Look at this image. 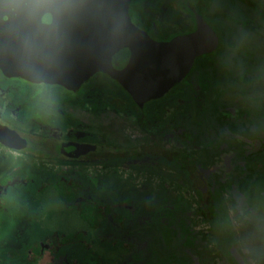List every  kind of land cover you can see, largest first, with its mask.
Segmentation results:
<instances>
[{
  "label": "rangeland",
  "instance_id": "rangeland-1",
  "mask_svg": "<svg viewBox=\"0 0 264 264\" xmlns=\"http://www.w3.org/2000/svg\"><path fill=\"white\" fill-rule=\"evenodd\" d=\"M174 1L179 6H182L180 1L185 6L188 3L197 6L198 3L202 8V13H207L204 10L205 5L201 4L202 0ZM263 2L264 0L257 1L261 6H263ZM162 3L163 0H134L131 9L135 7L138 9V18L141 17L152 22L158 18L163 21L164 26L157 24L155 27L156 30L163 28L165 33L164 38L156 36L155 40L158 42H168L175 36L192 32L195 28L193 26L194 17L186 7L173 11L171 4L166 3L164 18L162 19L159 9ZM234 3V0H213L210 11L225 15L226 19H223V22L231 27L233 24L230 22V18L236 16L235 10H246L240 4L235 6ZM248 21L249 18L246 19V22ZM208 23L213 27L210 20ZM222 29L226 31L224 28ZM249 29L237 30L236 37L229 39L225 44L226 48L218 54L219 57H216L215 66L210 71V77L213 80L201 84V87L206 93L204 98L208 96L209 100H215L223 110L228 109L235 114L241 113L243 118L256 124L257 127L254 126V128H258V135L253 140L255 141L253 145L247 144V151L256 154L253 157V162L248 160V166L250 169L259 172V168L254 169V167H257L260 161L264 163V153H262L264 152V32L260 33L261 37H255L253 32L256 31V24L254 22L250 24ZM228 37L231 35L227 34L226 39ZM220 63L224 64L225 68L230 67L231 69H224ZM204 75L206 74L196 67L194 68V78L198 80ZM187 86H191L188 79L172 90L164 99L157 101L158 104L162 106L169 99L168 103H173L187 96L192 97L194 90L186 91ZM224 86L227 88H223ZM53 87L34 86L22 80H5L0 75V89L5 92L15 90L18 98V100H9L4 94L7 100L0 99V115L9 114L13 103L23 104L24 108L17 112L18 114L14 118L15 126L24 133L30 129L38 133L43 126L41 124L34 125L36 124L35 121L29 117L28 121L27 113L24 115L22 113L29 111V116H31L30 113L34 108L32 103L35 100L27 99L36 97L42 91L47 90L40 97H46L49 100H42V102L40 100V102L45 105L44 109L48 120L56 118L54 125H49L50 128L61 129L63 135L72 131L89 133L94 137L97 145L103 146V151L106 150L105 154H113L116 149L121 148L155 146L158 149L163 148L167 152L191 155L208 174L202 173L205 177L202 179L204 183H201L200 186L204 188L206 185L212 184L223 197L222 209L224 208V211L231 218L225 212L219 216L221 220L229 219V221L226 220V224L227 228L229 226L231 230L229 229V232L223 235L225 240L228 242L229 239L233 238L238 241L235 242L234 246L237 250L239 249L238 252L240 251L245 256L247 264H264V219L258 213L255 214L256 211L264 214V199L259 196L264 191L256 194L257 199L262 203L261 207L254 205L249 207L250 198L247 195L238 194L235 189L236 182L241 183L245 180L233 178L231 175L232 169L228 163L231 162L230 156L232 157V154L229 151L223 149L220 152L210 151L207 154L200 147L184 148L179 143L176 145V142L170 138L164 136L156 138L144 134L131 117H125L122 115L124 112L121 113L120 110H116V106L111 104L114 102V100L110 101L111 94L114 93L116 97L122 98V93L104 77L97 79L90 91L81 88L77 94ZM226 90L227 93L222 95V92ZM119 101V105H127L130 102L129 100ZM29 103H31L29 110L25 109ZM127 107H131V111L134 109L132 103ZM148 109L151 110L153 116L159 114L154 102L140 110V114L146 115ZM173 112L174 109L170 107H165L163 110V113H168V116ZM42 113L39 109L38 118L43 119ZM203 115L205 116L204 123L207 122L206 127L214 132L209 126L211 123L207 121L209 117L207 112H204ZM198 117H201V113L198 114ZM149 122L151 124L153 120H149ZM236 125H240V123ZM150 128L151 126H149ZM49 133L57 138V133L60 135L62 132L51 131ZM206 140L200 143H205ZM33 141L35 140L33 139ZM36 149V145L31 144L27 152L32 153ZM238 150L243 151L241 146ZM20 160L17 159V161ZM36 160L35 158L30 160V163L29 161L26 163L30 167V170L28 166L25 167L30 173L29 175L39 174L43 178L57 176L62 177V179L65 178L68 189L70 188L69 178L79 179V183L85 186L84 190L88 188L92 192L90 201L94 197L109 202L114 207L113 212L114 214L117 213L116 216L120 224L117 228L109 224L101 225L95 229L88 228L81 211L76 206L69 208L70 206L66 205L62 197L63 189L57 188L55 183H50L39 196L41 200L38 203H45V208L43 207L42 211H38L35 208L37 204L31 202L29 194L20 189L13 192L11 196H7L5 203L6 205L7 203L11 204L10 201L12 200L13 204L16 200L18 205L30 200L27 207L28 211L25 208H19L13 212L14 207L12 205H7L6 208L2 206L5 209V214L0 213V264H48L49 262L54 264L52 259L54 253L42 255L43 249L39 248L37 243L39 241H44L47 246L55 240L60 241L64 245L63 248L66 251L69 250V256L74 258L75 252H80L81 246L85 245L81 243V246L75 247L71 244L75 238L74 235L80 231H87V239L92 247L90 252L93 257L97 258V261H89V264H143L141 258H146L148 251L135 254L138 251L136 249L143 244L140 243L141 241L149 244L148 247L152 255L155 256L154 261L157 264H184L182 261L185 264H229L231 262L237 264L230 249V260L223 259L212 228L208 220L202 215L203 209L197 198V191L192 183L174 167L154 159H138L137 162L125 160L116 165L112 161L106 167L101 163L89 166L68 163L57 167ZM262 176H254L252 180L246 179L249 185L252 183L254 193L264 187ZM34 184L38 185L35 181ZM26 188L34 191V186L28 183ZM1 204L4 205L3 202ZM115 204H117V208ZM131 208L135 212L131 211ZM155 208L169 209L166 211L158 209L155 223L151 224L150 222H153L151 218H145L150 222L146 221L142 224L140 217L151 216ZM114 214L111 212V215ZM163 219L167 222H164ZM138 220L141 225L138 224ZM140 231L143 235L139 238L138 232ZM108 234L110 236H106ZM56 235H59L60 239L55 238ZM49 237L50 239L46 240ZM125 241L131 242L133 246H127ZM134 242L136 243L134 244ZM54 251L57 254V251ZM83 258L81 253L78 259L79 264ZM61 263L75 264V260H71L69 257H58L57 264Z\"/></svg>",
  "mask_w": 264,
  "mask_h": 264
},
{
  "label": "water",
  "instance_id": "water-1",
  "mask_svg": "<svg viewBox=\"0 0 264 264\" xmlns=\"http://www.w3.org/2000/svg\"><path fill=\"white\" fill-rule=\"evenodd\" d=\"M132 0H0V71L8 79L77 92L97 74L115 81L133 102L164 98L191 73L198 58L212 54L219 38L196 12L195 32L158 42L131 19ZM51 24H44V15ZM129 52L126 66L114 57ZM3 145L27 143L0 124ZM96 149V147H93ZM237 263L246 264L236 248Z\"/></svg>",
  "mask_w": 264,
  "mask_h": 264
},
{
  "label": "trees",
  "instance_id": "trees-1",
  "mask_svg": "<svg viewBox=\"0 0 264 264\" xmlns=\"http://www.w3.org/2000/svg\"><path fill=\"white\" fill-rule=\"evenodd\" d=\"M202 1H201V4L205 5L204 10H206L207 12L206 14L202 13V8L200 7V4L197 3V6L196 5L194 6H196L198 12L203 17L205 16L204 18L207 19V21L210 20L212 22L213 24L212 29L214 30V32L219 38V47L212 54L205 55V56L198 58L195 62V65L191 73L186 78L191 84V86H187L188 88H186V91H188L189 89L191 90L193 89L194 90L193 95L192 97L187 96L180 100H186L188 104L186 103V104L181 105L180 103H178V105L175 106L176 108L175 116H173V118H171L170 120L166 119L167 115L163 113L161 109L159 110L160 115L156 114L155 116L156 118L153 117V115H151V110L149 111L148 109V112L146 114L148 119L144 122L143 126H145V128H147V130L153 134H160L163 136L171 135L172 137L174 136V139L177 142H179V144L185 146L186 148L187 147L195 148V147H200V146H210V148H217L221 144L223 145L230 144L231 146H236L234 148L235 149L234 151L237 153L238 158L240 157V161L242 163L239 164V166H236L233 168L231 175H233V178H236V179L238 178L239 180L244 179L245 181L241 183L236 182L235 189L238 191L239 194L247 195L248 198H250L249 207L250 205L261 207L262 203L260 200L257 199L256 194H260L261 191L263 192L264 187L260 188L259 191L254 193V189L252 188V183H250L249 185V182H247L246 179L252 180L254 176H259V175L261 176L263 175L262 178H264V163L260 161L258 163L259 165H257V167H254V169L259 168V172H256L255 170L250 169V167L248 166L249 164L248 160L253 162V157L255 155H253V152H251L249 154V157H245L246 152L244 150L243 151L238 150L239 146H237L240 143L239 141L240 139L237 138V136L245 137L246 139L251 140L252 142L253 140L256 139L255 137H257L258 135L257 134L258 128H254L256 124L252 122L251 120L248 121V119L243 118L242 115L234 114L228 109L223 110L215 100H209L208 96L204 98V95L206 93L203 91L201 84L213 80L210 77V74H211L210 71L215 66V63L217 60L216 57H219L218 54L221 53V50L226 48L225 44L229 41V39L231 40L234 37H236L235 33L237 32V30L239 31L250 30L249 26L252 22H254L256 24V31H254L253 34L255 37H258V36L261 37L260 33H262V31L264 32V8L263 6L257 3V1L259 0L257 1L256 0L255 1L254 0H234L235 6L240 4L241 7H243L246 10L245 11L235 10L234 13L236 14V16L234 18L233 17L230 18V22L233 25L229 27L223 22V19H226L225 15L210 14V8L213 3V0H202ZM132 5H133V2L130 7V16H131L132 21L135 22L141 28H143L144 31H146L152 38L156 39V36H158L159 38H164L165 33H164L163 28H158L157 30L155 29L157 24L163 25V21L161 19L159 20L158 18L155 19L153 22L148 21L147 19H144L141 17L138 18L139 11L135 6H134L135 8L131 9ZM262 5H264V2ZM134 16H135V19H134ZM247 18H249V21H252V22L248 21L250 23L249 25H248V22H246ZM217 21H219V23ZM221 27L224 28L226 31H224ZM227 34L231 35V37H228L226 39ZM125 54L126 55H124L123 59H119L120 62L127 60L128 58L127 53ZM220 65L224 67V64L220 63ZM195 67L206 75H204L201 79H198V80L194 78V68ZM229 68L224 67V69H229ZM95 79L96 78L93 77L90 80H88L82 86V89L84 88L86 91L87 90L90 91L91 87L96 84L97 80ZM182 83L177 84L172 90H174L176 87H178ZM223 88H227V87L224 86ZM228 88L230 90V87ZM182 89L184 91V88ZM234 90L237 91L236 89ZM225 93H227V90L225 92H222V95H224ZM203 99H207V100H203ZM112 100H114V102H112L111 104L113 106H116L117 108L119 107L118 110H120L121 112H126L127 110L131 111L130 110L131 107H127V105H130L132 103L133 108H134L132 109L134 112L137 113L138 107L136 106V104L133 102L132 99L129 100L130 102L127 105L125 104L119 105L118 102L120 101L116 99V95L111 94L110 101ZM32 105L34 106V108L32 109L30 113L31 116H29V111H28L27 118L29 117V118L36 119L35 121L38 124H41L42 126L51 125V124L54 125V123L47 122L44 119V116H43V119L38 118L37 114H38L39 109L41 110V112L43 113L45 112L44 107H42L40 104V100H35V102H33ZM156 111H158L157 108H156ZM204 112H207V115L209 116L207 121L208 123H211V125L209 124L208 125L211 126V129H213L214 132H211L210 128L206 127L207 122L204 123V117H205L203 115ZM199 113H201V117H198ZM42 115L43 114H41V116ZM209 119H211V121H209ZM149 120H153V123L150 124ZM158 120H160V122L157 124ZM237 123H240V125H236ZM149 126H151L150 129H149ZM205 139H207L205 143H200L201 141ZM45 141L39 142V149L41 147V150H40L41 154L42 152L49 150L50 148V146H47ZM116 152L117 153H113V155H115L114 157L116 158L115 160L117 159L120 160L121 158H123L122 156L129 157L128 155H131L132 152L135 153L139 157H146V159L148 157L156 158L158 159L160 163H164L167 166L174 167L176 170H178L181 173L183 177H185L186 179L188 178L187 180H189V182L192 183V185L194 186V189L197 191V198L203 209L202 215L205 219L208 220L212 228L213 235L215 236V238L217 239L219 243L218 247L222 254L223 259L231 258L229 249L231 248V246L235 244V240L232 238V239H229V241L227 242L225 238L223 237V235H226L229 232L230 228L229 226L227 228V224H226V220L229 221V219H226V220L219 219V216L221 215V213L225 212L224 208L222 209L223 197L220 191L217 188H215L212 184L206 185V187L204 188L200 186L202 185L201 183H204V181L202 180L203 178L200 179V181H198L195 175H196V171L202 168L201 164L197 163V161L193 159L191 155L184 154V153H178V152L170 153V152H166L164 150L157 149L154 147L152 148L142 147V148L136 149L135 151L128 150V149H117ZM107 156L110 158L112 154H107ZM130 157H133V156H130ZM19 173L21 174V175L18 174L19 179L21 180V182L19 183H23L21 184L23 189L27 183L29 184L34 181L40 187L47 188L50 183L51 184L55 183L54 185H56L57 188H59L60 190L63 189L62 191L64 193L62 194V197L65 200L66 205L70 206L69 208H71V206H76L77 209L81 211L82 217L87 223L88 228L95 229L104 224L105 225L109 224L112 227L117 228L118 224H120V222L118 221V217L116 216L117 213L114 214L113 212L115 210L114 207L109 202H105L104 200L97 199L94 197H93V200L90 201L92 192L88 188L84 190L85 186L79 183L80 182L79 179L74 180V179L69 178L70 188L68 189L67 188L68 184H66L65 178L62 179V177L57 176L54 178H49V177L43 178L39 174L37 175L34 174V176H31L29 175L28 171L24 167L20 168ZM25 191L26 193L28 192L27 189ZM259 196H261V199L262 198L264 199V193L260 194ZM1 203L2 202H0V213H3L5 211L3 207L6 208V206L2 205ZM10 203L11 204L8 206H11V205L13 206L15 205V203H17V201L15 200L12 204V200H11ZM27 203H23V204L26 205ZM219 205L221 206L220 208L218 207ZM115 207L117 208V204H115ZM158 209L166 211L169 208H166V209L165 208L163 209L155 208L151 216H148V217L141 216L140 220L142 224L143 222H146V221L150 222L149 220H145V218H151L153 222H150V223L151 224L155 223L157 219ZM130 210L132 211V208ZM111 212L114 215H111ZM225 214L227 213L225 212ZM227 216L229 217V214H227ZM163 221L167 222L165 219H163ZM138 224L141 225L139 220H138ZM141 232L142 231L138 232V234L140 235L139 238L143 235ZM115 235H116V232H115ZM106 236H110V234ZM56 237L60 238L59 235H56L55 238ZM74 237L75 238H73V241L71 242V244H73L75 247L81 246V243L85 244L83 247L81 246L80 252L79 251L75 252L74 258L69 256V251L64 250L63 247L62 248L56 247L54 243H49V246H50L49 248L55 247L54 250L58 252L57 255L59 257H62L64 255L66 257H69L71 260L74 259L75 264H79L78 259L80 258L81 253L83 254V257H84L82 259L81 264H85V263L89 264V261H94V262L97 261V258L93 257V255L90 252L92 247L90 245V242L87 239V231H80L79 233L74 235ZM49 239L50 237L46 238V240H49ZM103 241H106V240L103 239ZM140 243H143V244L141 247L136 249L138 251H136L135 254H138L141 252L145 253V251H148V256L146 258L145 257L141 258V261L143 260V264H153V263L157 264V262L154 261L155 256L152 255L148 247L149 244L148 243L145 244L144 241H141ZM125 244L127 246H130V245L133 246L131 242H127V241H125ZM39 248L43 249L41 245H39ZM27 254H28V251H27ZM174 257L177 258L176 255ZM182 262L185 264L184 261Z\"/></svg>",
  "mask_w": 264,
  "mask_h": 264
},
{
  "label": "flooded vegetation",
  "instance_id": "flooded-vegetation-1",
  "mask_svg": "<svg viewBox=\"0 0 264 264\" xmlns=\"http://www.w3.org/2000/svg\"><path fill=\"white\" fill-rule=\"evenodd\" d=\"M132 2H134V0H132ZM166 3H170L171 4V7L173 8V11H178L179 8H185L186 7L190 11V13H192V16L194 17V19H193L194 20L193 26H195V28L190 33H193V32L196 31V29H197V21H196V18H195L196 12H194V9L197 11V13H199V12H198L196 6H194V4L188 3L187 6H185L182 2H180V4L182 6H179V4H176V2L174 0H163V3L160 4V7H159L160 12H161L162 19L164 18L163 17V13L165 11L164 6H165ZM263 8H264V5H263ZM185 11H186V9H185ZM210 14H218V13H215V12L210 11ZM205 21L207 22V19H205ZM42 22L44 24H48V25L51 24V22H52L51 16L50 15H47V14L44 15L43 18H42ZM217 22L219 23V21H217ZM190 33H188V34H190ZM175 37H178V36H175ZM125 53H127V56H128L127 60L126 61H123V62H120L119 59H123L124 55H126ZM128 60H129V52L127 50L121 51L120 53H118L114 57V60H113L114 67L116 69H118V70H121V69H123L126 66ZM0 75L5 80H10V81H12V80H21V79H8V78H6L1 73V71H0ZM102 77H104L109 82H111L112 84H114V87L116 89H118V91H121L122 98L116 97V99H118V100H131V98L123 91V89L115 81L111 80L108 76H106L104 74H101V75L100 74H97L95 76V78H96L95 80L100 79ZM25 83L30 84L28 82H25ZM30 85L37 86L35 84H30ZM38 86H47L49 88H54L53 86H48V85H38ZM55 87H58V86H55ZM58 88H60L62 91L63 90L64 91H67V90H65V89H63L61 87H58ZM16 92L17 91H15V90H12L11 92H5L4 90H1L0 89V99L1 100H3V99L4 100H7V98H9V100H18L17 95H16ZM46 92H47V90L46 91H42L41 93L38 94L37 97H33V98L30 97L27 100H41V102H42V100H49V98L40 97L41 94H45ZM78 92L79 91H77L76 93L75 92H71V93L72 94H77ZM4 94L7 95V98L5 97ZM112 94L115 95L114 93H112ZM164 98H162V99H164ZM162 99H160V100H162ZM160 100H155V101H151L149 103H146L143 108H140L139 106L136 105L138 107L137 113L134 112V111L127 110L122 115H124L127 118H130L131 117V119H133L134 122L137 123V126H138L139 130L141 132H143L144 134H146L148 136H151V137H156V138L162 137L163 135L153 134V133H150V132H148L146 130L145 126H143V125H144V122L148 119V117L146 115L140 114V110L145 109V107L147 105H150V104H152V102H154L155 103V106H156V108H157V110L159 112L158 115H160V111H159L160 109L163 112V110H164L165 107H170V108H173L174 109V112L170 116H168V113L166 114L167 115L166 116V119L167 120H170L171 118H173V116H175V113H176L175 106H177L178 103H180L182 105V104H186V103L188 104V102L186 100H178L177 102L168 103L169 100H170L169 99L166 103H163L162 106H161L157 102V101H160ZM41 102H40L41 106L44 107L45 105L42 104ZM30 104L31 103L27 104L28 106H26L25 109H28L29 110ZM12 105L14 106V109H12L13 106H11L10 111H9V114L10 115L9 114H3V116L0 115V124L3 125L4 127H8L9 129L16 131L21 136V138L27 143V146L24 149L15 150V149H12V148H9V147L3 145V143L0 142V202H3L4 206H6V207H7V205H10V204L7 203V205H6L5 198L7 199V196H11L13 192H16V191H18L20 189H23V187L21 186V184H23V183H19V182H21V180L19 179V176H18V173H19L20 168L21 167H24L25 168V167L28 166V169L30 170L29 165L26 164V163H28V161L30 163V160H34L35 158L37 159L36 161H42V162H45L48 165L49 164H52V165L57 166V167L58 166H62L64 164H68V163L78 164L79 166L80 165L81 166H89V165H93L95 163H101V164L104 165V167H106L112 161H113L112 163L116 165V164H118V162H124L125 160L126 161H132V162L135 161V162H137L138 159L139 160L140 159H143V158L146 159V157H139V156H137L133 152H132L131 155H128L129 157L122 156L123 158H121L120 160H118V159L115 160L116 159L114 157L115 155L112 154V156L110 157L111 159H110L107 156V153L105 154V151L106 150L103 151V146L97 145L95 143V141H94V137L91 134L86 133V132H81V131H75V132H73L72 131V132H66L63 135V131H61V129H59L60 130L59 131L58 129L50 128L49 125H44L45 127L43 126V128H45V129L42 128L40 131H38V133L33 132V129H30L28 131H25V133H24V132H22V130L21 131L18 130L17 127L15 126L14 122H13L14 121V118L18 114L17 112H19L21 109H23L24 108V105L23 104H15V103H13ZM115 109L118 110V108H116V107H115ZM26 113L28 114V111L23 112L22 115H24ZM121 113H123V112H121ZM42 114H43L42 116L45 117L46 121H48V122L52 121L53 123L56 121V118H53V119L48 120L49 118L47 117V113L46 112H44ZM153 117H155V116H153ZM32 120L35 121L36 119L32 118ZM28 121H29V119H28ZM159 122H160V120H158L157 124ZM35 123L36 124H34V125H37L38 124L36 121H35ZM32 124H33V122H32ZM51 131L62 132V133L60 135H58L59 133H57V138H55L54 135H52V134L49 133ZM147 133H150L152 135H149ZM0 134L2 135V132ZM2 136H4V138L8 139V137H6L7 134L2 135ZM164 137L172 139L174 142H176V145H178V143H179V142H177L174 139V136L172 137L171 135H169V136L168 135H164ZM237 138L240 139L239 140L240 143L237 142V143H239V145H237V146H241L242 147V150H244L246 152L245 157H249V154L250 153H249V151H247V144L253 145L255 142H253V141L251 142V140H248L245 137H240V136L238 137L237 136ZM33 139L35 141L32 142ZM42 141H45L46 144H47V146H50V148H49V150H46V151L42 152V154H41L40 153L41 147L39 149V142H42ZM31 144H35L36 145V148H37L32 153L27 152V150H28L29 146H31ZM94 146L96 147V149L93 148ZM143 147H150V148L154 147V148H156L155 146H143ZM182 147L186 148L183 145H182ZM235 147L236 146H231L230 144H224V145L221 144L220 146H218V148H210V146H200V149L203 150L204 152H206L207 154H209L210 151L211 152H220L223 149L229 151V153L232 154V157L230 156L231 162H229L228 165L233 170L234 167L239 166V164L242 163L240 161V157L238 158L237 153L234 151L235 150L234 149ZM187 148H189V147H187ZM121 149H128V150L135 151L136 149H139V147L138 148H121ZM161 150H163V148ZM117 152L115 151L114 153H117ZM170 153H173V152H170ZM253 155H256L255 152L253 153ZM130 156H133V157H130ZM17 159H21V160L20 161H17ZM149 159H154L155 161L159 162L158 159L151 158V157H148L146 160H149ZM110 160H112V161H110ZM114 161H115V163H114ZM202 173L208 175L205 172V170H203L202 168H200V170H197L196 171V175H195L196 176V179L198 181H200V179H202V178L205 177ZM14 174H15V176H13ZM29 185L34 186V191H32V189L31 190L30 189H27L26 186H24V189L23 190H26L27 189V191H28L27 194H29V198L31 199V202L37 204V206L35 208L38 211H42L43 210L42 208L43 207L45 208V203H38V202L41 200V199H39V196L44 191V187H40L39 185H35L34 182L29 183ZM237 193H238V191H237ZM28 202H30V200ZM28 206H29L28 203L26 205H24L23 203H19V207L17 205L16 208H25L28 211V208H27ZM132 211L134 212V210H132ZM3 213L5 214V211ZM257 213H258L259 216H261V218L264 219V216H263L264 214L263 213H261V212L259 213V212L256 211L255 214H257ZM16 221H19V220H16ZM235 242H238V241L235 240ZM37 243H38V245H41L43 247V250H42L43 253H42V255H45L44 253H50V252H53L54 253V257L52 259L54 261V264H57L58 257L59 256L57 257V254L54 251V248L55 247L49 248L50 246H47L46 243H44L43 241H39ZM53 243L58 248H62L64 246L60 241H54ZM135 243L136 242H134V244ZM234 245L231 246L230 250H232V248H235L236 247ZM241 256H243V258H244V260H245V262L247 264V260H246L245 256L242 253H241ZM59 258H67V257L63 255L62 257H59ZM234 260H235V258H234ZM235 262L237 263L236 260H235ZM48 264H52V262H49ZM61 264H67V263H61ZM229 264H234V263L231 262ZM237 264H239V263H237Z\"/></svg>",
  "mask_w": 264,
  "mask_h": 264
},
{
  "label": "crops",
  "instance_id": "crops-1",
  "mask_svg": "<svg viewBox=\"0 0 264 264\" xmlns=\"http://www.w3.org/2000/svg\"><path fill=\"white\" fill-rule=\"evenodd\" d=\"M239 115H241V113H239ZM16 203H15V205H13V207H14V209L12 210L13 212L15 211V210H17V209H19V208H16ZM18 207H19V204H18ZM16 208V209H15ZM17 227V226H16Z\"/></svg>",
  "mask_w": 264,
  "mask_h": 264
}]
</instances>
